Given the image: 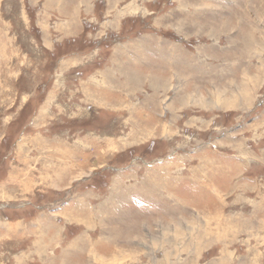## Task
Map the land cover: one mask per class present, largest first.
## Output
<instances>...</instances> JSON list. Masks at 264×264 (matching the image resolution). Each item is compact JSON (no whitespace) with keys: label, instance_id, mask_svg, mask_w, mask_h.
I'll use <instances>...</instances> for the list:
<instances>
[{"label":"rangeland","instance_id":"1","mask_svg":"<svg viewBox=\"0 0 264 264\" xmlns=\"http://www.w3.org/2000/svg\"><path fill=\"white\" fill-rule=\"evenodd\" d=\"M0 264H264V0H0Z\"/></svg>","mask_w":264,"mask_h":264},{"label":"bare ground","instance_id":"2","mask_svg":"<svg viewBox=\"0 0 264 264\" xmlns=\"http://www.w3.org/2000/svg\"><path fill=\"white\" fill-rule=\"evenodd\" d=\"M160 66V65H159ZM253 82V81H252ZM245 92H246V90H245ZM244 93V92H243ZM220 97V96H219ZM186 98V97H185ZM232 103V102H231ZM133 117V116H132Z\"/></svg>","mask_w":264,"mask_h":264}]
</instances>
